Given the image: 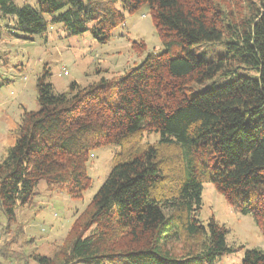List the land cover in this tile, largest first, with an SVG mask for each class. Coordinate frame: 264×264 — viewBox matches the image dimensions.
<instances>
[{"label":"trees","instance_id":"trees-1","mask_svg":"<svg viewBox=\"0 0 264 264\" xmlns=\"http://www.w3.org/2000/svg\"><path fill=\"white\" fill-rule=\"evenodd\" d=\"M257 2L234 22L220 0H39L37 8L0 0V15L25 40L61 24L70 36L91 31L101 44L124 24L123 12L147 5L166 47L113 81L73 82L66 93L54 91L47 73L39 77V109L24 111L0 159L8 224L42 181L82 199L91 152L107 145L121 151L64 244L52 257L33 255L37 264H214L235 250L229 229L198 219L206 182L264 233V0ZM223 42L227 53L215 60L198 52ZM233 74L223 86L186 94L193 84ZM146 133L161 139L144 143ZM174 243L185 244L183 254L172 251ZM242 264H264V251L247 250Z\"/></svg>","mask_w":264,"mask_h":264},{"label":"rangeland","instance_id":"rangeland-1","mask_svg":"<svg viewBox=\"0 0 264 264\" xmlns=\"http://www.w3.org/2000/svg\"><path fill=\"white\" fill-rule=\"evenodd\" d=\"M39 0H14L17 7H38ZM221 6L234 22L248 15L250 4L257 0H220ZM121 10V5L118 4ZM125 22L117 28L106 44L94 39L91 31L70 36L64 26L50 24L46 33L25 40L13 29L12 18L0 15V159L14 145V130L24 111H37V82L43 73L56 93H66L73 82L82 87L114 79L139 66L150 53L166 51L147 5L134 13L123 12ZM50 21V17H46ZM140 46H135V44ZM143 50V51H142ZM145 51V52H144ZM179 46L172 53H178ZM200 55L215 60L227 53L226 43L205 44L198 48ZM239 73L255 75L254 72ZM237 74L218 76L204 84H193L186 94L193 96L207 89L225 85ZM159 133L145 134L144 143L156 144ZM121 148L107 145L91 152L88 174L91 186L82 199H72L64 191L42 181L32 203L18 207L16 221L8 224L0 207V264H37L33 255L52 257L64 244L75 220L85 211L109 176L114 157ZM229 229L226 237L235 252L216 259L214 264H242L247 250L264 251V233L251 215L232 207L213 184H203L202 206L198 219L207 225L210 219ZM96 232L94 226L86 237ZM184 243L170 245L175 254H183Z\"/></svg>","mask_w":264,"mask_h":264}]
</instances>
